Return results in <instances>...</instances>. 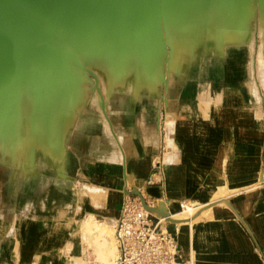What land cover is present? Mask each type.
<instances>
[{
    "label": "crops",
    "instance_id": "crops-1",
    "mask_svg": "<svg viewBox=\"0 0 264 264\" xmlns=\"http://www.w3.org/2000/svg\"><path fill=\"white\" fill-rule=\"evenodd\" d=\"M224 23L226 24L225 20ZM230 23L235 25V29L229 33L242 37L241 20L233 19ZM203 24V30L200 25L195 28L173 25V35L170 37L173 38V44L170 43L173 47V66L168 81L162 76L163 66H166L164 58L163 65L158 64L155 73L153 72V82L147 79L149 70L146 67L144 70V66H141L134 70L135 76L133 75L127 84L124 76L134 68V60L131 59L116 68L108 64L107 71L111 74L114 72L112 70L123 67L122 71H119L121 76L117 74L119 81L107 83L109 110L103 108L104 103L95 96L91 85L86 88H74V91L90 89L91 94H94L92 96H95L93 100L97 101L95 99L98 98L99 102L90 103L92 96L88 94L85 105H76L75 108L78 110L83 107V110L58 118L59 131L51 140L48 139L49 144L47 142L45 145L46 139H41L42 147L36 154H42L43 172L37 171L39 163L36 155L34 156L33 147L25 151L24 171L0 162L1 170H11L8 184L10 189H15L7 198L8 204L4 205L3 186L7 183H3L0 172L1 225L3 221L8 220L5 227L0 226V264L34 263L31 259L34 245L29 241L37 233L40 220L56 217L52 212L53 206H50L51 201H58L57 220H60L53 224L54 230L48 231L45 245H39V250L46 252L49 262L40 258L37 264H50L49 253L58 245L55 234L70 233L67 228L69 225L66 224L68 222L74 228L78 220L94 212V217L99 220L101 218V221L115 227L117 221L113 220H118L122 207L121 190H125L126 164L128 176L134 180V183L126 188L127 193L137 191L156 205L165 201L168 208L171 201H194L196 204L195 219L191 223L185 221V224H190L189 233L182 231V237L176 239L181 257L187 264H264V186L255 187V183L258 185L260 178H264V103L261 101L258 104L254 98L244 94L240 78L242 68L240 65L237 68L234 66L232 74L235 76L237 73L240 76V79L237 78L240 88L234 83L231 88L213 85V91L220 89L224 91L225 97V103L221 104V107L225 108L224 112L218 115V120L222 119L221 125L215 130L213 102L206 97L212 89L209 80L227 72L223 66L217 67V74L212 78L211 68L205 66L206 62L203 64L201 61V65L197 67L193 64L199 61L200 57L202 60L208 58L210 43L212 51H217V39L220 38V44L224 47V33L227 31H216L209 18L204 19ZM242 41L240 39L233 42L238 49H242ZM137 66H140L139 63ZM160 89H163L162 94ZM78 99L82 101L84 98ZM163 100H168L169 108H173V128L180 130L179 127H183L176 139L180 147L173 145V163L178 164L175 167L178 174L173 173V196L168 195L161 186L150 185L148 181L153 171L152 158L158 153L161 144L157 128L160 111L165 113V109L160 105ZM233 105L236 106L232 108L235 111L229 108ZM88 106L95 107L93 114H85ZM256 108L262 111L261 121L255 120L251 113L241 111ZM28 132L30 134L31 130ZM211 141L216 143L215 146L205 147L206 144L213 143ZM11 153V156L8 155L10 164L16 160L13 152ZM5 160L7 161V158ZM51 173L54 175L53 179H56V186H60L62 181L65 182L64 195L58 196L59 198L51 197L53 189L50 187L49 178L44 179L40 186L45 197L42 204L34 211V199L28 201L22 216L30 219L29 224L18 228L17 219L20 214L16 196L20 187H24L23 183L18 181V175L22 176L26 188L31 190L34 188L32 181L35 175L50 176ZM158 187L159 195L148 191L149 188ZM224 187L228 190L237 189L238 192L227 196L225 203H218L216 211L212 207L204 206L207 199L203 200L197 196L199 191L212 193L217 188ZM114 196L117 198L115 202L110 199ZM82 198H85V203ZM191 216L189 215L190 218ZM196 223H200L202 229L194 225ZM167 227L175 234L181 225H173V230L171 223H168ZM18 229L20 232L22 230L21 238H18ZM42 232L44 234L45 231ZM19 239L23 240L25 245H17ZM74 249L77 253V247L70 252H74ZM63 252L62 260L66 262V257L71 253L66 248ZM12 255L19 258L14 259Z\"/></svg>",
    "mask_w": 264,
    "mask_h": 264
},
{
    "label": "water",
    "instance_id": "water-1",
    "mask_svg": "<svg viewBox=\"0 0 264 264\" xmlns=\"http://www.w3.org/2000/svg\"><path fill=\"white\" fill-rule=\"evenodd\" d=\"M246 2L0 0V127H4L3 131L0 128V140L3 134L12 135V129L7 128L6 124L9 117L7 108L10 112L15 109V103L23 96L24 85L30 90L32 102L42 112H47L51 106H69L60 115H70L73 107L79 103L71 82L78 68L71 63L70 57L95 76L75 54L74 47L95 56L101 64L110 63L114 67L118 63H125V60L127 63V58L143 46L144 40L151 38L149 41L153 47L160 46L162 49L165 22L191 28L208 19L213 8L221 18L225 13L229 18L233 16L242 20L240 14ZM205 10L207 16L203 15ZM141 16L148 17L149 21L139 24L134 30L133 25ZM230 28L235 29V25ZM62 30L74 33L70 42L65 40ZM80 40L87 43L86 50L78 45ZM59 44L67 54L60 51ZM6 93L8 99L4 101L3 94ZM131 194L137 195L143 206L154 212L141 193L136 191ZM157 214L168 217L161 210ZM166 220L172 221L170 218Z\"/></svg>",
    "mask_w": 264,
    "mask_h": 264
},
{
    "label": "rangeland",
    "instance_id": "rangeland-1",
    "mask_svg": "<svg viewBox=\"0 0 264 264\" xmlns=\"http://www.w3.org/2000/svg\"><path fill=\"white\" fill-rule=\"evenodd\" d=\"M251 3L253 5V7H255V9L253 8V11H252V14H251V18H250L251 19V23H250L249 19L243 18L242 24L244 26H247V27L250 25L249 29L251 28V30L253 31V33L251 35L252 36V41L250 42V41L244 39L242 41V46H243V49H247L248 45L249 44L251 45V52H250L251 67H250V71L253 70L251 72H252V75L254 77L251 75L252 77L250 78V80H252V83H253L254 87L257 88L256 91L258 92L259 97H260L259 101H262V103H264V97H262V95H264V80H263V78H261V75H259L260 74V63L262 62V60H264V13H263L264 12V2L262 0H259L258 6L256 5L255 0H253ZM213 9L210 11V14H209V16H210L209 19H211L212 26H215L216 31L217 30L220 31V29L221 30L224 29L228 33L230 31V29H232L230 27L233 26V23L229 22V25L225 24L224 23V18H221V16L219 17L218 11L216 9H214V10ZM259 11H261L262 13L259 12ZM246 12H248L247 9L243 8L242 13H246ZM203 15L207 16L206 15V10L203 12ZM254 17H255V19H254ZM226 23H228V22H226ZM192 26H193L192 28H195V27L199 26L201 30H203V28H204L203 22L199 23L197 26H195V25H192ZM247 30L248 29H244L243 32L247 31ZM150 39H148L147 41L144 40L143 46L137 48V50H135V52L132 54V56L130 57L128 55L129 57L127 58L128 62L131 59L135 60L136 62L139 63V65H140L139 67H141V66L143 67L144 66L142 69L145 70V67H146L149 71L152 70L153 68H155V66H157L158 64H161V66H162L163 65V60H164V57H165L164 56L165 55V50L163 48V45H162V49L160 48V46H154L153 47V45L149 41ZM172 40H173V38H172ZM172 44H173V42H172ZM216 45H217L218 48H217V51L215 52L216 56L214 55L215 60L213 58V60H214L213 62H214V64L217 67L220 68V65H222L223 62H224V57H225L224 56V49L225 48L220 44V40L219 39H217ZM198 52L199 53H197V54L199 56L200 51L198 50ZM87 59L90 62L93 60L92 57H88ZM206 59H208L209 61H207ZM201 61H203V64L206 62L205 63L206 67L212 65V61L210 60V56H208V58L207 57L205 59L203 58V60H202V57H200V60L198 62L195 61L196 64L194 63L193 66L197 67V65H199V64L201 65V63H200ZM125 62H126V60H125ZM130 63H131V61H130ZM124 64L122 63L121 65L123 66ZM114 68H116V66H114ZM236 68H237V66H236ZM228 70L231 73H229L227 71L226 74H219V77L215 76L213 78V80L209 78L210 79L209 81L213 82L214 85H216V86H220V88L225 87V86L226 87L227 86L228 87H230V86L233 87L234 84L230 80V77H233V74H232L233 68H231V70L229 68ZM247 70H248L247 64L243 65L242 66V70H241V77L237 73L235 74V77H236V80L239 77L242 78L241 81H242V88H243L244 94H246L248 97L254 98V100L256 101V98L252 95L254 93L251 94V93H249V91H247L244 88V81L247 80V78L249 76L246 73ZM161 72H160V74H161ZM156 76H157V74H156ZM191 76L194 77L193 75H191ZM76 77H77V72H75V76H74V78L72 77V79L75 80ZM25 86L26 85H24V87ZM72 91H74V90H72ZM159 91H160V94H162L163 89L162 90L160 89ZM220 92L221 91H219L217 93H220ZM82 93H85V95H83ZM88 94L89 95L91 94L90 89L80 90V92L79 91H75V95L77 97L84 98L82 101H79V103H78L79 105H82V106L85 105V99L88 98V96H89ZM91 96H92V94H91ZM94 97L95 96H92L91 99H93ZM95 100H97V101L89 100V102L92 103V104H96V103L99 102L98 98H96ZM17 101L18 102L15 103V109H13L11 112L7 108V114L9 115V117L6 120V124H7V128L12 129V135H10V136L4 135V134L2 135L3 139L0 140V162L1 163L4 162V164H7V166L12 165V166L20 168V169H22V171H24L25 170L24 169L25 160H26V152L25 151H26L27 148L33 147L34 148V152H35L34 156L36 155L37 161L39 163L37 171L38 172H43L44 169L42 168V166L44 164H42V161H41L42 154L40 152L36 154V152H38V150H40L41 147H42L41 139L42 138L46 139V144L45 145H47V142L49 144V140H51V138L53 136L57 135V132L59 131L58 130V125H57L59 117L57 115H60L62 113V110L64 111V108H65V110L69 109V106L68 107L64 106V108L63 107L54 106V107H52V109H50L51 108L50 107L47 110V112H42L39 108L36 107L34 102H32L31 93H30V90L28 89V87L25 90L23 88V96H21L19 98V100H17ZM260 103L261 102H259V104ZM7 104H8V102H7ZM78 104H77V106L79 107ZM160 105H161L162 109L163 108L165 109V113L163 114L160 111V116H159L158 128L157 129L159 131V135H160L159 136V141L161 142V145H160V149H159L158 153L155 155V157L156 156H161L163 158L162 162L167 164V163L173 162V149H174L173 145L176 144V145L179 146V143L177 142L176 139H177V136L180 134V130H183V127L182 126L179 127L180 130H175V128H173V108L172 109L169 108L170 106H169L168 100H166L165 102H160ZM75 108H76V105L71 110L72 111L70 113L71 115L77 114L78 112H80L81 109L83 110V107L80 108V109L77 108L78 110H76ZM257 109H260V108H256V110ZM59 110H61V111H59ZM94 110H95V107L88 106L87 110L85 111V114H88V115L89 114H93ZM34 111H37L38 113L44 115L45 117L43 118L42 116L35 115ZM9 112H10V114H9ZM168 113H169V115H168ZM48 114H52L50 116V119H49L50 122L46 121V119L48 120V116H49ZM46 115H48V116H46ZM53 115H55L56 118L55 117L53 118L52 117ZM260 116L263 117L261 109H260ZM60 117H63V115L62 116L60 115ZM31 119H35V120H31ZM261 119L262 118H259V121H261ZM221 120L222 119L214 121V123H213L214 126L213 127L215 128V130L216 129L218 130V126L221 125ZM3 128H1V130ZM29 129L31 130L30 134L28 132ZM215 141H217V139H215ZM10 152H13L14 158L16 159L12 164H10L9 157H8V155L9 156L12 155V153L10 154ZM5 158H7V161L5 160ZM56 161L57 160L55 159V162ZM158 161H160V160L157 159V160L154 161L155 163L152 164V169H153L154 165L156 167L157 166L158 167L156 168V170L152 171V174H151V176H150L148 181H149L150 185L161 186V188L165 192L168 193V191H166L163 188L164 182H165V172L167 173L168 167L166 165L164 167L163 164L159 163ZM0 172H1V177H2L3 183L4 182L7 183V184H5L3 186L4 192H3V197H2V198L5 197L4 198V200H5L4 205H7L8 204V202H7L8 199L7 198H9L11 196V193L13 194L14 190H15L14 187L10 189L9 184H8L9 183L8 182L9 178L11 176V170L9 168L3 169V170L0 169ZM154 173H155V175H154ZM171 177H173V175ZM46 178L47 179L49 178L50 187H51V189H53L51 197L59 198L58 196L61 197L62 195H64L63 189L65 187V185H64L65 182L63 183V181H62L59 184L60 186H56L55 185L56 179H53L54 175L52 173L50 174V176H48V175L47 176L35 175L33 181L31 180L32 183H34V188L31 189V190L29 188L28 189L26 188V185H25V182L22 179V176L18 175V181L21 182V184L23 183L22 185H24V187H20V189H19V191L17 193V196H16L17 197V203L19 205V214H20L18 219H17V224H18L17 227L18 228L22 227V225L25 226V225L29 224L30 219L24 217V215L22 216V212L25 209V206L28 203V201H32V199H34V201H32L33 204H34V206H33L34 207V209H33L34 211H37L36 207L37 206L39 207L42 204V200L45 197L43 195V192H42L40 186H41V182H43V180L46 179ZM80 186H82V184ZM80 189H81V187L79 188V190ZM236 190L237 189L228 190L225 187L221 188V189L217 188L212 193H208V192H205V191L202 190V191L198 192L197 196L202 197L203 200L207 199V201H206L204 206L205 207H210V208L212 207L216 211L217 210V208H216L217 204L221 203V202L225 203L224 202L225 198L227 196L231 195V194H234V193L238 192ZM121 192L123 193V190H121ZM150 193H152V192H150ZM172 193L173 192L170 191L168 193V195L170 194L171 196H173ZM128 195H130V194L126 193V198H127ZM131 195L137 196V195H134V194H131ZM141 195L143 196V198H146L145 195H143V194H141ZM156 195H159V194H156ZM148 201H150V200H148ZM172 202L173 201H171L169 203V208H168V206H166L167 204H166L165 201H160V203L158 205H155V206L156 207H160V208H165V209H163L164 211L167 210L169 214H172L173 219H172V217H169L168 215H167L168 217H166V218H170L172 220V221L169 222V223H171V226H172L171 229L172 230H173V225L174 226L177 225V224L181 225L180 230L177 229L175 231L176 235L174 234V236H175V238L182 237L181 236V232L182 231H185V232H188V233L190 231V226H189L190 224H185L187 222L182 220V218H186V217H189V215H192L191 219L192 220L195 219L194 215L196 213L195 212L196 211V206H195L196 204L194 203V201H192L191 203H188V204L186 203L187 205L184 204V203H182V204L180 203L179 204L180 207H178L176 209V211L181 210L183 207L188 208V206L189 207L192 206L194 208V210L192 212H188V211L183 212V213L182 212H180V213L178 212L179 213L178 214L175 210L172 211V209H171ZM122 203H121V205H123ZM57 204H58V201H51L50 202V206H53V208H52L53 211L52 212L56 215V217L55 218H51V219L45 218L43 221L40 220L41 223H39V229H38L37 233L34 234V238L31 239V241H29L30 244L34 245V248H33L32 252H31V259L34 262L33 264H37L36 262L38 260H40V258H44L45 259L44 261L49 262V260L46 258V252L44 253L43 251L39 250V245H45V243H46V239L45 238H46V236H48V231L54 230L53 227L55 225H53V224L60 220V219L57 220V217L59 216V211H58V208H57ZM151 206H153V205H151ZM173 212L175 214L174 216H173ZM153 213L157 214L158 212H153ZM101 220L102 219L100 218L99 221H101ZM113 221L115 222L117 220L114 219ZM3 222L4 223H2V225L0 223V226L5 227L8 224V220L7 221H3ZM102 222H104V221H102ZM66 224L69 225V227H67V228H69V231L70 232H71V230L73 231V228L71 227L70 222H68ZM111 225H113V224H111ZM194 225H197V223L194 224ZM110 229L112 230V232H111V240L113 241V244H115L114 225H113V227L111 226ZM42 230L45 231L44 234H43ZM17 235H18V238H21L22 237V230L20 232V229H18V234ZM68 238H70V235H68V233H67V239ZM177 243H178V241H177ZM86 244L84 242L82 245H85L88 248V251H89L88 253L89 254L88 253L82 254L81 250L79 251L77 249L79 255L80 256L82 255L81 259H80V262H81L80 264H100L102 260L96 255L95 251L88 245V243H86ZM17 245H19V246L20 245H25V243H24L23 240L21 241V239H19L17 241ZM60 245H64V244L61 243ZM66 250L69 253H71V254H69V257H66V262H67L71 258V256L74 255L76 249H74V252L73 251L70 252L71 249H67L66 248ZM62 253H64V252H62ZM50 256L53 258V259L50 260L51 261L50 264H54V258L57 259V261L60 262L59 264H66V262L62 260L63 254L59 257V260L55 256L54 253H51ZM12 257L13 258L15 257L16 259L19 258L17 255H12ZM178 260L182 261L180 258ZM183 264H187V262L183 261ZM188 264H191V263H188Z\"/></svg>",
    "mask_w": 264,
    "mask_h": 264
},
{
    "label": "bare ground",
    "instance_id": "bare-ground-1",
    "mask_svg": "<svg viewBox=\"0 0 264 264\" xmlns=\"http://www.w3.org/2000/svg\"><path fill=\"white\" fill-rule=\"evenodd\" d=\"M253 0H247L246 2V5H245V8L244 9H247L248 12L246 13H241L240 17L242 18L241 22H243V18L245 19H249L250 20V23H251V14H252V11H253V8L255 9V7H253L252 5V2ZM264 2V0H262ZM259 2V0H258ZM256 5L258 6V3H256ZM258 9V8H257ZM256 12V11H255ZM261 12V11H259ZM262 13V12H261ZM264 13V12H263ZM223 14V17L225 22H231L233 19H237V18H234L233 16H230L227 17V14L225 13H222ZM253 18V17H252ZM230 19V20H229ZM255 19V17H254ZM208 20V19H207ZM222 20V19H221ZM149 21L148 17H140V19H138L135 24L133 25L134 27V30L138 27L139 24L141 23H145ZM237 21H239V19H237ZM227 24V23H226ZM209 27V26H208ZM242 28L243 30L244 29H248L249 26H244L242 24ZM164 38L162 39V45H163V48L165 50V64L166 66H163V73H162V76L164 77V80L165 81H168V79H170V74L171 73V69H172V66H173V47L170 46V43L173 42L172 39H170V37L173 35V23L170 22V23H166L164 24ZM210 30V29H209ZM214 30V29H213ZM206 31V30H205ZM216 32V31H215ZM229 33V32H228ZM227 32L224 33L225 34V37H224V41L226 43H224V62L222 65L220 66H223L224 69H225V72H230L228 69L230 68H233L234 66H239L242 68L243 65L247 64V67H248V70L246 71V73L249 75L247 80H243L244 81V88L249 91V93H254L252 94L255 98H256V101L258 102H261L259 101L260 97H259V94L258 92L256 91L257 88L254 87L253 83H252V80H250V78L253 76L252 75V72L253 70L250 71V67H251V56H250V52H251V45L249 44L248 45V48L247 49H238L236 45H234V42L233 41H239L240 39L244 40H248V41H252V31L251 30H247V31H244L243 32V35L242 37L241 36H237V34H234V33H229L228 34ZM62 34H63V37L65 38V40L67 42H70L71 40V37L74 35L73 32H71L70 30L66 31V30H62ZM205 34V33H204ZM214 34V32H213ZM216 34V33H215ZM218 35V33H217ZM215 37V36H214ZM175 38V37H174ZM177 38V37H176ZM180 39V38H178ZM220 39V38H219ZM171 40V42H170ZM187 41V40H186ZM204 41V40H203ZM188 44V43H187ZM211 44H209V56H210V60L212 61V65H210V68H211V77L213 78L215 76V74H217V66L214 64V55L216 56V53L214 54V52L212 51L213 48H211ZM60 45V44H59ZM81 49H84L86 50L87 48V43L84 41V40H80L79 44ZM170 46V47H169ZM185 47V46H184ZM74 52L75 54L79 57V59L82 61V63L87 67L88 70L92 71L95 76L91 75L89 73V71L81 68L79 65H77V63L70 57V60H71V63L75 64V66L78 68L77 69V77L75 80L72 79V89L74 90V88H86L88 87L89 85L92 86V90L94 91V94L95 96H97L99 98V100L104 103L103 104V108H105L106 110H109V105L107 104V99L109 98L108 96V89H107V83L109 81H119V76H121L120 72L122 71V66L120 69H116V70H112L114 71L113 74L109 73L107 71L108 69V64L104 65V64H101L97 58H95L93 55L89 56L85 53H83L82 51H80V49H77L74 47ZM140 50V49H139ZM254 50V49H253ZM60 51H63L65 52L64 48H62V46L60 45ZM66 53V52H65ZM67 54V53H66ZM140 54V53H139ZM248 54V55H247ZM88 57H92L93 60L90 62L87 58ZM196 57V56H195ZM214 58V60H213ZM143 59V58H142ZM164 59V60H165ZM217 59V58H216ZM221 59V58H220ZM140 60V59H139ZM163 60V61H164ZM192 60V59H191ZM208 60V59H207ZM146 61V60H145ZM190 61V60H189ZM210 61V62H211ZM198 62V61H197ZM122 64V63H121ZM120 63H118L117 65H121ZM124 64V63H123ZM126 64V62H125ZM138 62H136L134 60V68L133 70H131L129 72V74L127 75L126 73V76H124V79H125V82L127 84L130 83L133 75L135 76L134 74V70L136 68H138L139 66H137ZM110 66H112L111 64H109ZM194 65V64H193ZM215 65V66H214ZM109 66V67H110ZM130 66V65H129ZM191 66V65H190ZM113 67V66H112ZM117 67V66H116ZM236 68V67H234ZM258 68V67H257ZM157 69V66H155V68H153L152 70H150L148 73V76L147 79L149 82H153L154 79H155V74H153V72L155 73ZM191 69V68H190ZM196 69V68H195ZM202 69V68H201ZM215 69V70H213ZM247 69V68H246ZM177 70V69H176ZM259 70V69H258ZM257 70V71H258ZM120 71V72H119ZM162 71V69H161ZM203 71V70H202ZM119 72V73H118ZM189 72V71H188ZM210 72V71H209ZM259 72V71H258ZM257 72V73H258ZM233 73V72H232ZM235 73V72H234ZM117 74L119 76H117ZM176 74V73H175ZM181 74V73H180ZM185 75V74H184ZM189 75V74H188ZM229 75V74H228ZM252 75V76H251ZM261 75V78H263L264 80V60H262V62L260 63V74ZM123 76V75H122ZM176 76V75H175ZM197 76V75H196ZM210 76V75H209ZM225 76V75H224ZM254 77V76H253ZM240 79V78H239ZM242 79V78H241ZM230 80L240 88L235 76L233 77H230ZM169 84V83H168ZM255 84V83H254ZM213 82H211L210 86L212 87V91L210 90V93L206 95V97L208 99H210L211 101L210 102H213V111L216 116H214L213 118V121H216L218 120V115H221L223 112H224V109L225 108H222L221 107V104H223V102L225 103V97H224V91H221L220 89L219 90H215L213 91ZM256 85V84H255ZM129 86V85H128ZM26 87V86H25ZM24 87V90L27 88ZM123 87V86H122ZM232 87V86H230ZM258 87V86H257ZM170 89V88H169ZM243 89V88H242ZM145 90V89H144ZM233 90V89H232ZM89 91V90H88ZM119 91V90H118ZM221 91L220 93H217ZM25 92V91H24ZM80 92V90H79ZM171 92V91H170ZM173 92V90H172ZM116 93V92H115ZM129 93V92H128ZM164 93V92H163ZM208 93V92H207ZM93 94V93H92ZM93 94V95H94ZM165 94V93H164ZM163 94V96H164ZM167 94V93H166ZM237 94V93H236ZM239 94V93H238ZM172 95V94H171ZM235 95V94H234ZM117 96V95H115ZM170 96V95H169ZM200 96V95H199ZM240 96V95H239ZM89 97V96H88ZM79 98V97H78ZM239 97H237L238 99ZM8 99V95L6 93L3 94V100L7 101ZM163 99H165L163 97ZM206 99V98H205ZM93 100V99H92ZM25 101V100H24ZM80 101V100H79ZM209 101V100H208ZM239 101L241 102V100L239 99ZM163 102H165V100H163ZM148 103V102H147ZM209 104V102H208ZM79 105V104H78ZM101 105V104H100ZM205 105V104H204ZM156 106V105H155ZM165 106V105H164ZM224 106V105H223ZM261 106V105H260ZM52 107L54 106H51L50 109H52ZM209 107V106H208ZM239 107V106H238ZM64 108V107H63ZM229 108L233 111H235V109H232V108H236L235 105H233L232 107L229 106ZM247 109V108H246ZM105 110V111H106ZM199 110V109H198ZM209 110V109H208ZM61 111V110H59ZM64 111H65V108H64ZM241 111L243 112H247V114L251 113L254 117L255 120L259 121V118H262L260 116V109H252V110H242ZM250 111V112H248ZM63 112V110H62ZM85 112V111H84ZM230 112V111H229ZM208 113V112H207ZM228 113V112H227ZM235 113V112H234ZM34 114L35 115H38V116H42L43 118L45 117L44 115L38 113L37 111H34ZM204 114V113H203ZM226 114V113H225ZM246 114V115H247ZM49 115V116H48ZM46 116H48V120L46 119V121H49L50 122V116L52 114H48ZM111 115V114H110ZM169 115V113H168ZM209 116V115H208ZM212 116V115H211ZM245 116V115H244ZM247 117V116H245ZM162 119V118H161ZM200 119V118H199ZM204 119V118H203ZM262 120V119H261ZM175 125V124H174ZM212 125V124H211ZM115 130V129H114ZM113 130V131H114ZM206 131V130H205ZM205 134V133H204ZM202 138V137H200ZM124 140V139H123ZM213 142V141H211ZM216 142V141H215ZM202 144V143H201ZM206 144V143H205ZM216 143H209V144H206L205 147L207 148H212L215 146ZM159 145V144H158ZM161 145V144H160ZM158 147V146H157ZM160 147V146H159ZM121 148V147H120ZM122 149V148H121ZM159 150V149H158ZM151 154V153H150ZM179 157V156H178ZM171 158V157H170ZM139 159V158H138ZM156 159H159L160 160V163L163 164V166L165 167V165L168 167L167 169V173L165 172V182H164V186L163 188L168 191V193L170 191H173V184H174V181L173 180V177H171L174 174H178L176 172V169L175 167L178 166V164H175L173 162H170V163H163L162 162V157L161 156H154L152 158V164H154L155 160ZM142 160V159H141ZM155 166V165H154ZM257 181V180H256ZM134 183V180L132 181L129 176H128V171H127V164L125 166V170H124V185H125V190H123V196H122V204L124 205L127 198H126V188L128 186H131L132 184ZM255 183V182H254ZM258 186H264V178L262 177V179L260 178L259 182H258V185L257 183H255V187H258ZM158 188H149L148 191L149 192H152L154 194H159L158 192ZM131 195V194H130ZM113 202H115L117 200L116 196L110 198ZM145 200H147L146 198H144ZM82 200L84 201L85 203V198H82ZM225 201V200H224ZM192 202V201H191ZM181 202H172L171 204V209L172 211L175 210L180 207L179 204ZM182 204V203H181ZM186 204V203H184ZM188 204V203H187ZM186 204V205H187ZM123 205L121 207V211H122V208H123ZM166 205V204H165ZM167 206V205H166ZM212 206V205H211ZM150 208H154V212H158V211H163L165 213H167V215L169 217H172V214H169L167 210H163L165 208H160V207H154V206H151L149 205ZM187 207V206H186ZM147 211H149V209L145 208ZM168 209V208H167ZM194 210V208L191 206L188 208H185L183 207L180 211L183 213V212H192ZM121 211H120V214H121ZM177 212V211H176ZM175 212V213H176ZM179 214V213H178ZM175 214H173L174 216ZM94 212L92 214H89L88 216H85V217H82L80 220L77 221L75 227L73 228V231L71 230V232L69 233L68 232V235H70V238L67 239V233L66 234H62V233H56V238H55V241L58 242V245L55 247V249L49 253V258L50 260L53 259L50 255L51 253H54L55 256L58 258L59 260V257L63 254V250H65V248L67 249H73L74 247H77V249L80 251L81 250V253L84 254V253H88V248L85 246V245H82L84 242L85 244L88 243V245L95 251L96 255L102 260L100 264H114L115 261H116V258L118 256V246H117V242L115 240V244H113V241L111 240V232L112 230L110 229V227L113 225H110L108 224L107 222H102V221H99L96 217H94ZM119 219V218H118ZM173 219V217H172ZM197 219V218H196ZM182 220L184 221H188L191 223L192 219L190 217H186V218H182ZM118 221V220H117ZM183 222V221H182ZM117 223V222H116ZM197 227H199L200 229H202V226L201 224H197ZM167 229L169 230V228L167 227ZM170 231V230H169ZM58 232V231H57ZM114 232H115V227H114ZM173 234V233H172ZM174 235V234H173ZM59 237H61L62 239H60ZM115 239V237H114ZM177 239V238H176ZM60 242V243H59ZM64 244V245H60V244ZM87 245V244H86ZM91 249V250H92ZM92 250V251H93ZM89 254V253H88ZM82 256V255H81ZM81 256L79 255V253H75L73 256H71V258L66 262V264H80V259H81ZM87 261V260H86ZM58 262V263H57ZM84 262V261H83ZM60 262L57 261V259L54 258V264H59Z\"/></svg>",
    "mask_w": 264,
    "mask_h": 264
},
{
    "label": "built area",
    "instance_id": "built-area-1",
    "mask_svg": "<svg viewBox=\"0 0 264 264\" xmlns=\"http://www.w3.org/2000/svg\"><path fill=\"white\" fill-rule=\"evenodd\" d=\"M146 203L156 205L154 201ZM168 223L166 218L147 211L139 197L129 195L115 225L118 256L114 264H183Z\"/></svg>",
    "mask_w": 264,
    "mask_h": 264
}]
</instances>
